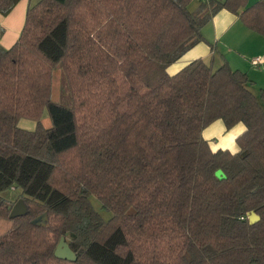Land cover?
Returning a JSON list of instances; mask_svg holds the SVG:
<instances>
[{
  "label": "trees",
  "instance_id": "obj_1",
  "mask_svg": "<svg viewBox=\"0 0 264 264\" xmlns=\"http://www.w3.org/2000/svg\"><path fill=\"white\" fill-rule=\"evenodd\" d=\"M17 1L0 0V13ZM199 1L27 8L17 41L0 46V194L19 189L27 209L10 218L0 196V264H264V88L256 96L226 60L167 72L222 9L264 37V0ZM57 65L69 106L50 98ZM217 119L245 126L237 152L203 138ZM61 236L74 261L55 257Z\"/></svg>",
  "mask_w": 264,
  "mask_h": 264
},
{
  "label": "crops",
  "instance_id": "obj_2",
  "mask_svg": "<svg viewBox=\"0 0 264 264\" xmlns=\"http://www.w3.org/2000/svg\"><path fill=\"white\" fill-rule=\"evenodd\" d=\"M38 0H18L7 13H0V46L10 48L18 39L25 21L27 8ZM222 1V0H219ZM253 4L258 0H248ZM199 0H192L189 9L194 11L199 6ZM193 7L194 9L190 8ZM203 41L192 46L179 59L167 67L170 75L196 58L207 62L212 61L214 67L220 66L225 60L231 68L239 69L249 76L252 81L250 89L254 92L256 83L264 85V37L245 27L237 15L222 9L201 28ZM252 59H258L252 64ZM245 130L242 123H237L226 129L223 121L217 119L207 126L203 138L213 150L228 149L237 152L239 147L236 137Z\"/></svg>",
  "mask_w": 264,
  "mask_h": 264
},
{
  "label": "rangeland",
  "instance_id": "obj_3",
  "mask_svg": "<svg viewBox=\"0 0 264 264\" xmlns=\"http://www.w3.org/2000/svg\"><path fill=\"white\" fill-rule=\"evenodd\" d=\"M191 9H194L190 6ZM261 88H264V85H261V83H256L255 88L253 89L254 92H259ZM259 95V93L257 94ZM50 98L52 101L60 103L65 106L70 105V97L68 93L67 84L65 81V76L62 71V68L60 65H57L52 72L51 75V91H50ZM261 104L264 106V101H261ZM40 124L44 127L51 126V120L49 118L48 111L45 109L43 111L42 116L40 117ZM18 126L22 129L26 130H33L36 126V121L22 118L18 121ZM0 196L8 201L9 203H16L20 198H23L20 195V190L11 187L9 189H6L3 191ZM90 201L94 208L104 217L108 218L110 217L111 213L105 211L104 209L100 208V202L96 199L95 196L90 197ZM42 215V214H41ZM47 220V219H46Z\"/></svg>",
  "mask_w": 264,
  "mask_h": 264
},
{
  "label": "water",
  "instance_id": "obj_4",
  "mask_svg": "<svg viewBox=\"0 0 264 264\" xmlns=\"http://www.w3.org/2000/svg\"><path fill=\"white\" fill-rule=\"evenodd\" d=\"M215 176L219 179H222L225 177V174L221 169H218L215 172ZM27 212L26 205L24 203V200L20 198L14 205L12 206L9 217L14 218L17 216H21ZM46 213L39 215L34 220H32V224L34 225H44L46 222ZM259 220V216L255 212H250L249 214V221L251 223H254ZM54 255L57 258L65 259L68 261H74L76 259L75 252L71 249L69 246V243L66 241L65 236H61L56 247L54 250Z\"/></svg>",
  "mask_w": 264,
  "mask_h": 264
},
{
  "label": "built area",
  "instance_id": "obj_5",
  "mask_svg": "<svg viewBox=\"0 0 264 264\" xmlns=\"http://www.w3.org/2000/svg\"><path fill=\"white\" fill-rule=\"evenodd\" d=\"M251 63L252 64H257L258 63V59H252Z\"/></svg>",
  "mask_w": 264,
  "mask_h": 264
}]
</instances>
